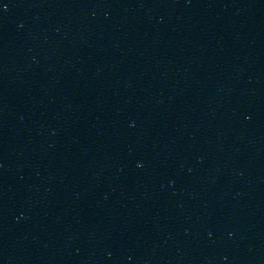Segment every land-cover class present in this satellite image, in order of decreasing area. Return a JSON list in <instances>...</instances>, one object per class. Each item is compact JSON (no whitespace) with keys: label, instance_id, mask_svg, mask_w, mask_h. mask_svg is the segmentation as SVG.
Masks as SVG:
<instances>
[{"label":"water","instance_id":"obj_1","mask_svg":"<svg viewBox=\"0 0 264 264\" xmlns=\"http://www.w3.org/2000/svg\"><path fill=\"white\" fill-rule=\"evenodd\" d=\"M0 264H264V0H2Z\"/></svg>","mask_w":264,"mask_h":264},{"label":"snow or ice","instance_id":"obj_2","mask_svg":"<svg viewBox=\"0 0 264 264\" xmlns=\"http://www.w3.org/2000/svg\"><path fill=\"white\" fill-rule=\"evenodd\" d=\"M0 3H2V0H0ZM4 7H6V5H4Z\"/></svg>","mask_w":264,"mask_h":264}]
</instances>
